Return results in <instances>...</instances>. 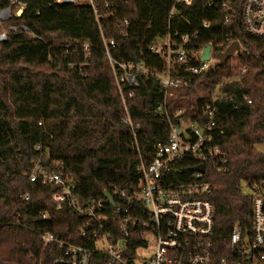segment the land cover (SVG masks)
Returning <instances> with one entry per match:
<instances>
[{"label":"trees","instance_id":"trees-1","mask_svg":"<svg viewBox=\"0 0 264 264\" xmlns=\"http://www.w3.org/2000/svg\"><path fill=\"white\" fill-rule=\"evenodd\" d=\"M19 1L26 3L22 14L5 26L25 25L36 37L10 33L0 41V264H50L58 249L44 245L40 234L49 231L66 238L81 220L73 219L71 211L55 210L51 185L29 179L33 162L72 175L77 196L85 200L103 198L111 185L136 183L138 153L123 122L122 100L92 10L53 0ZM230 3L227 24L221 8L206 7L203 0L177 7L188 21H170L180 30H197L196 47L219 43L229 28L244 48L238 54L239 69L246 68L243 73L234 75L227 62L207 75H186L188 84L166 103L170 112L184 107L183 116L193 120L201 105L210 102L216 108L213 142L226 162L223 171L206 163V180L211 184L218 243L227 239L235 222L250 228L251 196L241 184L250 187L264 181V153L256 149L264 142V36L246 32L243 0ZM10 4L0 0V8ZM170 8V0H120L117 13L99 21L104 37L116 41L113 56L161 68L160 57L147 45L166 34ZM122 17L129 20L126 39L114 27ZM204 21L211 23L210 29H200ZM65 43L80 44L76 54H65ZM83 43L89 44L87 56ZM131 88L136 97L126 103L133 121L140 124L137 142L149 160L154 142H164L168 133L158 110L163 87L154 77L140 76ZM25 192L30 195L27 201L19 197Z\"/></svg>","mask_w":264,"mask_h":264},{"label":"built area","instance_id":"built-area-1","mask_svg":"<svg viewBox=\"0 0 264 264\" xmlns=\"http://www.w3.org/2000/svg\"><path fill=\"white\" fill-rule=\"evenodd\" d=\"M170 1L166 34L147 45V50L162 61L158 68L143 61H120L113 56L116 41L104 37L99 21L101 17L115 15L120 0H53L57 4L86 5L93 12L102 36V51L122 100L123 122L138 153L139 180L126 187L114 184L105 189L112 195L113 205L104 196L80 200L72 175L34 161L29 179L51 185L54 190L50 197L55 210L71 211L73 219L81 220L66 238L49 231L40 234L44 245H54L58 249L50 264H264V181L247 187V195L251 196L250 228L244 229L235 222L227 239L218 243L214 236L211 184L206 180V163L223 171L222 165L226 162L225 153L213 142L216 108L210 102L201 105L200 114L194 120L183 116L184 107L173 112L166 108L168 99L177 89L188 84L186 75L206 74L234 41L240 48L233 55L243 53L244 48L229 28L219 43L208 42L196 47L197 30H180L170 23L174 18L187 20L177 7L191 5L193 0ZM203 5L219 6L224 24L230 21V0H203ZM25 6L24 2L11 0L10 6L0 8V24L11 17H20ZM241 17L247 33L264 36V0H243ZM114 27L122 38H128V18L122 17ZM210 27L211 23L204 21L200 29ZM10 33L36 37L27 26L12 24L0 31V41ZM207 44L211 47L209 57L202 59ZM79 45L62 44L65 54L70 56L76 54L75 47ZM81 47L87 56L89 44L83 43ZM245 70L242 67L238 73ZM140 76L154 77L163 87L164 101L158 107L159 119L168 127L166 140L154 142L149 160L142 155L137 142L140 124L133 121L126 103L128 98L136 97L131 87L138 84ZM200 165L204 167L203 172L189 171ZM19 197L27 201L30 195L25 192ZM47 217L43 212L42 218ZM83 240L86 242L82 243Z\"/></svg>","mask_w":264,"mask_h":264},{"label":"water","instance_id":"water-1","mask_svg":"<svg viewBox=\"0 0 264 264\" xmlns=\"http://www.w3.org/2000/svg\"><path fill=\"white\" fill-rule=\"evenodd\" d=\"M210 48L211 47H210L209 44L204 46L202 59H208ZM239 48H240V45H239V43L237 41H234L233 43H231L225 49V51L219 55L218 61L216 62V64L214 66L210 67V69L208 70L206 75L209 74L210 72L214 71L216 68H219V67L225 65L227 63V61L232 57L233 53L236 50H238ZM155 142H157V141H155ZM203 170H204L203 165H200L198 167H193V168L189 169L190 172H194V171L203 172ZM103 196L107 198V200L109 201V203L111 205L114 204V200L112 198V195L108 191L104 190L103 191Z\"/></svg>","mask_w":264,"mask_h":264},{"label":"rangeland","instance_id":"rangeland-1","mask_svg":"<svg viewBox=\"0 0 264 264\" xmlns=\"http://www.w3.org/2000/svg\"><path fill=\"white\" fill-rule=\"evenodd\" d=\"M6 28L7 27L5 26V23L4 22L3 23L1 22V24H0V31L3 30V29H6ZM227 62L229 63L230 67L232 68L233 74L234 75L237 74L239 72V70H240L239 67H238L239 66L238 54L235 53L232 56V58L229 59ZM256 149L258 151H261L262 153H264V142L261 143V144H257L256 145ZM241 189H242V191L245 194H247L249 192V189L247 188V186L244 183L241 184ZM140 252H142V251L140 250Z\"/></svg>","mask_w":264,"mask_h":264}]
</instances>
